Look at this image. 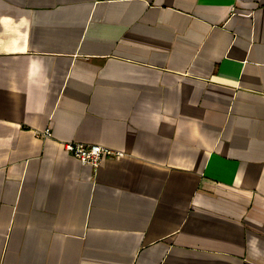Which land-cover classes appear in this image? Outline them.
Here are the masks:
<instances>
[{"label":"crops","instance_id":"crops-1","mask_svg":"<svg viewBox=\"0 0 264 264\" xmlns=\"http://www.w3.org/2000/svg\"><path fill=\"white\" fill-rule=\"evenodd\" d=\"M0 264H264V0H0Z\"/></svg>","mask_w":264,"mask_h":264},{"label":"built area","instance_id":"built-area-1","mask_svg":"<svg viewBox=\"0 0 264 264\" xmlns=\"http://www.w3.org/2000/svg\"><path fill=\"white\" fill-rule=\"evenodd\" d=\"M45 134L51 135L50 130L48 129ZM65 148L68 152L78 157L83 164H90L95 167H98L106 157H121L125 155L123 151L99 143L71 141L65 143Z\"/></svg>","mask_w":264,"mask_h":264}]
</instances>
